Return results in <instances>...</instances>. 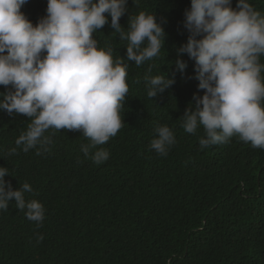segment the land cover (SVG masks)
Segmentation results:
<instances>
[{
	"label": "trees",
	"instance_id": "16d2710c",
	"mask_svg": "<svg viewBox=\"0 0 264 264\" xmlns=\"http://www.w3.org/2000/svg\"><path fill=\"white\" fill-rule=\"evenodd\" d=\"M238 0H232L235 9ZM264 14V0H248ZM191 0H127L120 24L129 17L155 14L164 31L160 54L142 65L127 61V40H120L111 17L93 34L98 47L114 49L127 63L129 91L121 109L123 127L90 150L80 131L50 128L48 151H23L16 139L31 118L0 111V166L6 182L33 189L26 202L44 209L39 224L10 201L0 210V264H264V149L238 136L201 148L203 127L187 133L182 116L193 95H203L195 61L176 71L178 49L187 42L184 12ZM47 0H27L21 11L35 25ZM199 38V37H198ZM264 63V56L260 58ZM168 76L175 83L155 98L147 95L145 76ZM264 76V73H262ZM6 88L0 85V93ZM157 125L169 126L176 143L167 156L150 149ZM16 148L15 154H9ZM99 148L109 158L95 163ZM43 236L38 241V237Z\"/></svg>",
	"mask_w": 264,
	"mask_h": 264
},
{
	"label": "clouds",
	"instance_id": "9594fccd",
	"mask_svg": "<svg viewBox=\"0 0 264 264\" xmlns=\"http://www.w3.org/2000/svg\"><path fill=\"white\" fill-rule=\"evenodd\" d=\"M27 0H0V111L10 116L31 118L26 132L15 141L23 151H48L50 128L80 131L90 140L82 145L85 157L90 150L107 143L123 127L121 109L129 91L128 64L114 59V49L98 47L93 34L111 17L110 27L127 40L126 57L136 66L157 57L164 45L165 31L155 14L140 12L129 17L128 30L120 24L127 0H47L46 15L34 25L21 11ZM187 42L178 49L176 71L183 74V54L195 61V79L203 95H193L185 109L182 127L195 133L203 127L201 148L228 143L238 136L252 147L264 149V14L248 0H191L184 12ZM199 37V38H198ZM147 95L155 98L175 83L167 75L145 76ZM156 138L150 149L167 156L176 143L167 125L154 128ZM16 148L10 150V155ZM109 152L99 148L91 155L101 164ZM0 166V210L15 201L27 209V219L44 220L43 205L26 202L33 191L25 182L13 189ZM43 236L38 237V241ZM170 264V262H169Z\"/></svg>",
	"mask_w": 264,
	"mask_h": 264
}]
</instances>
